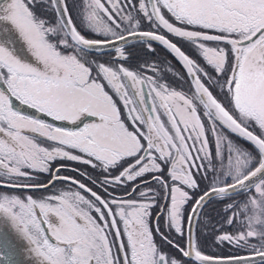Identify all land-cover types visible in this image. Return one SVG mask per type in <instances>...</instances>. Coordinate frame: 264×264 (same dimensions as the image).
<instances>
[{
    "label": "snow or ice",
    "instance_id": "obj_1",
    "mask_svg": "<svg viewBox=\"0 0 264 264\" xmlns=\"http://www.w3.org/2000/svg\"><path fill=\"white\" fill-rule=\"evenodd\" d=\"M262 201L264 0L0 2V225L28 264H264Z\"/></svg>",
    "mask_w": 264,
    "mask_h": 264
},
{
    "label": "rangeland",
    "instance_id": "obj_2",
    "mask_svg": "<svg viewBox=\"0 0 264 264\" xmlns=\"http://www.w3.org/2000/svg\"><path fill=\"white\" fill-rule=\"evenodd\" d=\"M1 2V0H0ZM82 31H85L84 29H81ZM86 35H88L90 38H95V34L91 32H86ZM19 47V45H17ZM131 53V62L133 65H140L143 64L146 60L148 63H154L157 64L160 69V75H162L163 79L170 83L172 87L176 88L177 90H187V85L183 84L181 81L178 80V77L174 74L176 72L184 73L178 62L175 60V58L170 55L166 50H164L162 47L157 46L156 52L152 56H146L145 51L143 47L137 45L136 47H133L130 49ZM89 59H93V56L89 54ZM147 74H152L150 71ZM68 165L76 167L77 165L75 162H67ZM66 174L65 172H63ZM76 175L75 173H73ZM69 175V174H67ZM43 178V177H42ZM58 186V187H57ZM55 189H50V193L56 192L57 190H63L64 188L67 189V185H60L57 184ZM223 208H220V212Z\"/></svg>",
    "mask_w": 264,
    "mask_h": 264
},
{
    "label": "flooded vegetation",
    "instance_id": "obj_3",
    "mask_svg": "<svg viewBox=\"0 0 264 264\" xmlns=\"http://www.w3.org/2000/svg\"><path fill=\"white\" fill-rule=\"evenodd\" d=\"M1 2H3V0H1ZM171 55V54H170ZM217 91H219V89H217ZM213 148H214V144H213ZM70 166V165H69ZM233 166H238V163L236 161V158L233 157ZM70 167H74V166H70ZM242 167V166H241ZM219 171H223V169H219ZM63 172H65L66 174H64ZM62 175H74L70 169L69 170H64L62 171L61 173ZM58 187V186H57ZM63 190H66V188H64ZM61 190V191H63ZM220 208H223V206H220V205H214V206H211L209 207L206 211L208 213V215L210 217H213V218H218L217 214L220 212ZM264 208V201H262L260 204H258L257 206V211ZM0 232H3L5 234L8 235L9 239H12L14 241V243H16V246H17V251L18 253H20L18 256H17V259L20 261V264H28L29 260H30V257H27L26 255H23V249L25 247V242L24 241H16L15 240V237L8 231V229L3 226V225H0Z\"/></svg>",
    "mask_w": 264,
    "mask_h": 264
},
{
    "label": "water",
    "instance_id": "obj_4",
    "mask_svg": "<svg viewBox=\"0 0 264 264\" xmlns=\"http://www.w3.org/2000/svg\"><path fill=\"white\" fill-rule=\"evenodd\" d=\"M178 62V61H177ZM179 63V62H178ZM181 66V65H180ZM182 67V66H181ZM184 70V69H183ZM17 107H20V108H23V106H21V105H19L18 103H17ZM27 111H32V110H27ZM37 115H39V114H37ZM50 119V118H49ZM56 123H60V122H56Z\"/></svg>",
    "mask_w": 264,
    "mask_h": 264
}]
</instances>
